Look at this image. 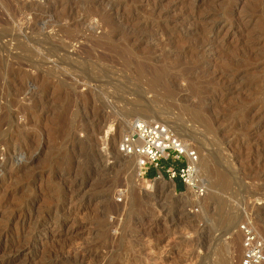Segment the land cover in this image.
<instances>
[{"label":"rangeland","instance_id":"1","mask_svg":"<svg viewBox=\"0 0 264 264\" xmlns=\"http://www.w3.org/2000/svg\"><path fill=\"white\" fill-rule=\"evenodd\" d=\"M134 119L197 148L205 198L120 163ZM3 159L0 264H241L244 211L264 235V0H0Z\"/></svg>","mask_w":264,"mask_h":264},{"label":"built area","instance_id":"2","mask_svg":"<svg viewBox=\"0 0 264 264\" xmlns=\"http://www.w3.org/2000/svg\"><path fill=\"white\" fill-rule=\"evenodd\" d=\"M110 135L106 131L102 137L103 151L109 150ZM117 148L120 155L139 159L140 177L149 176L150 171L155 170L157 173L153 178L166 177L175 185L180 181L184 189L197 200L208 194V185L199 169V151L168 124L157 120L134 119L129 122V129L121 137ZM118 201H123L122 196ZM243 213V221L238 226L242 237L241 264H263L264 235L253 217L245 211Z\"/></svg>","mask_w":264,"mask_h":264},{"label":"bare ground","instance_id":"3","mask_svg":"<svg viewBox=\"0 0 264 264\" xmlns=\"http://www.w3.org/2000/svg\"><path fill=\"white\" fill-rule=\"evenodd\" d=\"M141 67V66H140ZM143 68V67H142ZM141 69V68H140ZM143 71V69H141V72ZM144 72V71H143ZM142 76V75H141ZM161 81L160 80H158L157 78H152V79H150L149 81H148V83H147V85H146V87H147V92L149 93H152V95H153V100H155V101H157V100H159V97H160V95L162 94V93H160L161 92V90L162 89H164V90H166L167 92L166 93H171V91H172V89L171 88H169L168 86H164V85H162V83H160ZM144 83V82H143ZM146 83V82H145ZM163 86H164V88H163ZM30 87V86H29ZM30 89V88H29ZM146 90V89H145ZM144 90V91H145ZM164 90H162V91H164ZM31 93V92H30ZM139 95V94H138ZM146 95V94H145ZM142 96V95H141ZM142 101H144V100H142ZM136 102V101H135ZM137 104H140V105H138L139 107H140V110H143V111H145V112H147V113H150V112H152V109H149V108H147L146 106H147V104H148V102H147V104L145 105V103L143 104V105H141V103H137ZM149 105V104H148ZM150 105H152V104H150ZM155 116V115H154ZM180 127V126H179ZM187 133V132H186ZM183 135V134H182ZM8 152V151H7ZM13 152V151H12ZM4 154V153H3ZM9 154V153H8ZM15 153H13L12 155H14ZM5 156V155H4ZM15 156H16V154H15ZM30 156V155H29ZM11 157V156H10ZM28 157V156H27ZM14 158V157H13ZM137 158V157H136ZM11 159V158H10ZM15 159V158H14ZM29 159V158H28ZM138 159V158H137ZM125 160H126V157L124 158V157H122V158H120V163L121 164H124V163H126L125 162ZM139 160V159H138ZM28 161V160H27ZM118 161V162H119ZM7 162H8V159H6V160H2L1 162H0V165L2 166L3 164H7ZM22 163V162H21ZM31 164V163H30ZM29 164V165H30ZM33 164V163H32ZM21 165V164H20ZM23 165V164H22ZM18 165H16V167H17ZM25 166V165H24ZM27 166V165H26ZM124 166V165H123ZM8 167V166H7ZM19 168V167H18ZM22 169V168H21ZM2 170V169H1ZM4 170V169H3ZM14 170H15V168H14ZM25 171V170H24ZM4 172V171H3ZM11 172V171H10ZM14 172H16V171H14ZM20 172V171H19ZM136 172H138V166H137V170H136ZM18 173V172H17ZM21 173V172H20ZM139 173V172H138ZM6 174V173H5ZM7 174H9V173H7ZM2 175V174H1ZM5 176V175H4ZM9 176V175H8ZM13 177V176H12ZM3 178V177H2ZM4 181V180H3ZM2 181H0V189H1V187H3L2 186ZM36 184V183H35ZM33 185V184H32ZM1 198V197H0ZM6 201V200H5ZM4 201V202H5ZM3 202V201H2ZM3 204V203H2ZM5 204V203H4ZM3 204V205H4ZM0 207H1V205H0ZM1 209V208H0ZM47 213V212H46ZM1 215V214H0ZM3 215V214H2ZM40 215V214H39ZM234 227H236V226H234ZM233 228V227H232ZM230 231H232V229L230 230ZM31 232V231H30ZM228 233V232H227ZM231 233V232H230ZM229 233V234H230ZM233 233V232H232ZM33 234H35V233H33ZM23 237V236H22ZM22 239V238H21ZM28 240V239H27ZM28 242V241H27ZM26 243V242H25ZM15 244V243H14ZM23 244V243H22ZM13 245V244H12ZM234 245H236V241L234 242ZM233 246V243H232V245H231V247ZM79 248V247H78ZM4 249H6L7 250V247L6 248H4ZM22 249V248H21ZM68 249V248H67ZM70 249V248H69ZM73 249V248H72ZM80 249V248H79ZM84 249V248H83ZM71 250V249H70ZM74 251V250H73ZM72 251V252H73ZM82 251V250H81ZM10 252V251H9ZM84 252V251H83ZM82 252V253H83ZM87 252V251H86ZM5 254V253H4ZM7 254V253H6ZM76 254V253H75ZM66 255V254H65ZM73 255V254H72ZM87 256H89V255H87ZM69 257V256H68ZM71 257V256H70ZM73 257V256H72ZM83 257V256H82ZM82 257H81V259H82ZM58 258V257H57ZM16 260H17V258L15 257V256H13L12 258H11V256H10V259H8V261H7V264H15V262H16ZM57 260V259H56ZM79 260V259H78ZM88 260V259H87ZM84 261H85V259H84ZM3 262V261H2ZM54 264V263H53ZM55 264H56V262H55Z\"/></svg>","mask_w":264,"mask_h":264},{"label":"crops","instance_id":"4","mask_svg":"<svg viewBox=\"0 0 264 264\" xmlns=\"http://www.w3.org/2000/svg\"><path fill=\"white\" fill-rule=\"evenodd\" d=\"M156 173H157V172H156L155 170H151L149 176H150V177H153V176L156 175ZM178 183H181V182H180V181H177V182H176V187H177V189H179V184H178ZM181 184H182V183H181ZM182 185H183V184H182Z\"/></svg>","mask_w":264,"mask_h":264},{"label":"trees","instance_id":"5","mask_svg":"<svg viewBox=\"0 0 264 264\" xmlns=\"http://www.w3.org/2000/svg\"><path fill=\"white\" fill-rule=\"evenodd\" d=\"M178 184H179V190H180V191H183V190H184L183 185H182L181 183H178Z\"/></svg>","mask_w":264,"mask_h":264}]
</instances>
